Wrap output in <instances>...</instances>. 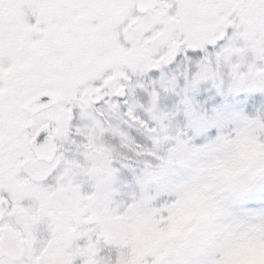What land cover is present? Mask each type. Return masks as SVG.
I'll return each instance as SVG.
<instances>
[{
  "label": "snow or ice",
  "instance_id": "snow-or-ice-1",
  "mask_svg": "<svg viewBox=\"0 0 264 264\" xmlns=\"http://www.w3.org/2000/svg\"><path fill=\"white\" fill-rule=\"evenodd\" d=\"M202 82L264 93V0H0V264H216L211 237L166 213L157 238L135 230L200 183L160 201L119 180L137 167L204 176L227 140L264 143L262 111L202 149L181 133L154 168L172 139L161 92ZM257 181L264 171L239 194Z\"/></svg>",
  "mask_w": 264,
  "mask_h": 264
},
{
  "label": "rangeland",
  "instance_id": "rangeland-1",
  "mask_svg": "<svg viewBox=\"0 0 264 264\" xmlns=\"http://www.w3.org/2000/svg\"><path fill=\"white\" fill-rule=\"evenodd\" d=\"M159 108L173 112L174 117L170 122L169 132L172 139L160 146L158 154L161 159L151 160L154 168L163 165L162 158L167 156L170 147L175 146L176 137L181 133L183 135L180 138L188 141L189 147L193 149L205 148L222 137L233 135L245 117L252 118L264 111V93L253 88L230 91L227 82L222 89L213 87L209 82H202L187 91L185 85L181 84L175 91L161 92ZM202 121L214 126L204 128L201 126ZM140 135L150 146V138L143 133ZM195 167L196 165L191 168L168 167L152 177H146L142 167L124 169L119 180L131 185L137 195L163 201L174 195L178 185L207 182V178L199 175ZM138 181H144L143 185ZM228 211L240 217L264 214V181H257L247 191L233 197L228 204ZM184 214L181 209L173 212V217ZM155 215L157 214L144 217L135 225V230L145 240H152L160 235ZM259 264H264V261Z\"/></svg>",
  "mask_w": 264,
  "mask_h": 264
},
{
  "label": "clouds",
  "instance_id": "clouds-1",
  "mask_svg": "<svg viewBox=\"0 0 264 264\" xmlns=\"http://www.w3.org/2000/svg\"><path fill=\"white\" fill-rule=\"evenodd\" d=\"M264 157V143L241 133L219 146L214 155L206 154L202 171L207 182L196 190L183 189L175 201L156 209L183 226L185 235L211 237L216 264H259L264 261V214L246 217L233 215L228 204L239 194L238 189L250 186L264 169L257 166ZM183 209L184 215L173 217ZM252 239L239 243L242 237Z\"/></svg>",
  "mask_w": 264,
  "mask_h": 264
}]
</instances>
